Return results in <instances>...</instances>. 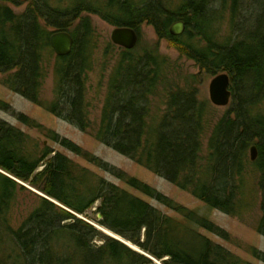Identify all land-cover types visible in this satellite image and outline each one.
Listing matches in <instances>:
<instances>
[{"label": "trees", "instance_id": "1", "mask_svg": "<svg viewBox=\"0 0 264 264\" xmlns=\"http://www.w3.org/2000/svg\"><path fill=\"white\" fill-rule=\"evenodd\" d=\"M178 3L0 0V82L211 210L243 221L258 208L256 230L264 237V0H253V14L244 26L236 19L248 0ZM24 5L20 13L13 9ZM91 16L112 28H131L139 36L143 25L150 26L207 75L228 73L235 96L232 110L214 120L196 89L164 86L167 62L154 51L123 50L114 58L111 42L99 48ZM226 19L229 36L222 35L220 22ZM177 22L186 25L184 37L170 34ZM56 32L74 37L70 56H55L50 38ZM53 59L54 97L46 103L42 91ZM95 68H101L106 91L92 106L88 83ZM159 97L163 107L154 106ZM0 111L178 215H164L0 119V264H252L203 235L201 231L229 241L225 231L196 210L16 115L2 101ZM253 146L258 150L255 162L248 157ZM20 183L44 197L36 195L38 206L15 226L18 196L30 192ZM95 208L102 220L89 218ZM250 252L264 263V254Z\"/></svg>", "mask_w": 264, "mask_h": 264}, {"label": "rangeland", "instance_id": "2", "mask_svg": "<svg viewBox=\"0 0 264 264\" xmlns=\"http://www.w3.org/2000/svg\"><path fill=\"white\" fill-rule=\"evenodd\" d=\"M176 1L179 2L178 4L181 3V0H176ZM248 2L249 3H247L246 5L240 8L242 10L238 12L239 14L236 19V24L238 23L244 26L245 25L244 22L246 20L248 21L249 18L251 19V16L253 14L252 8H254L253 0H248ZM25 7L26 5L20 8L13 7V9L15 12L20 13L25 9ZM261 11H262V7L260 6L258 11V16H260ZM91 19L97 33V41L99 42V48L104 49L105 44L108 43V41L111 42V33L114 28L106 25L96 16H91ZM220 23L222 26V35L229 36L230 32L232 31L230 30V25L228 20L227 19L223 20ZM243 34L244 33H241L240 36ZM184 36L185 35H183V37ZM233 37L237 38L238 36L236 37V34H233ZM134 50L136 53H140V54L144 53L145 51H149V52L154 51L159 55H161L163 58H165L167 62L166 66L168 68L166 70L168 82L165 83L164 86L168 87V85H170L172 87H175L176 85L181 88L191 87L193 89H196L199 100L209 103L211 107L210 117L212 119L215 120L221 118L227 112L232 110L234 104L233 101H231V104L225 108L215 107L211 103L209 97V86L214 77L209 76L205 72H203L195 62L187 59L186 57H183L172 43H170L167 40L159 39L152 27L147 25L142 26L139 36V42ZM122 52H123L122 49L116 47L115 50H113L112 55L114 56V58H116L117 55H120ZM53 66H54V59L49 64V68L47 69V77L42 91V101L46 103L52 102L54 97L53 91H54L55 79H54ZM97 67H100V65H98ZM95 70L96 71L90 75L89 83H88L87 99L92 103V106L95 105L97 106L99 98L102 99L106 91L105 88L106 79L104 80V82H102V78L100 76L101 68L100 69L95 68ZM1 79L2 77H0V80ZM164 86L160 88L161 92L163 91ZM234 97L235 96L233 95V99ZM0 101L8 104L16 115H23L27 117L29 120L39 124L45 131H50L58 134L61 138L67 139L72 143H74L75 145H77L78 147H80L83 150V152L102 159L103 161L113 166L117 170L125 173L128 177L139 180L140 182L148 185L152 189L158 191L159 193L169 198L170 200L176 202L177 204L185 208H188L190 210H196L201 215L209 218V220H211L216 226L220 227L223 231H225L228 234L229 241H225L208 232L201 231L203 235H205L214 243L226 248L234 255L242 258L245 261H248L252 264H264L263 262L254 258L250 252V250H256L258 253L264 254V237L259 235L256 230L257 223L260 219V212L258 208H256L250 215H248L247 218L243 219V221L238 218L225 215L219 211L211 210L202 202L195 199L189 193L181 191L176 186L156 176L155 174L151 173L145 168L137 165L135 162L106 148L105 146L97 142L91 135L82 133L81 131L71 126L70 124L53 116L42 107L27 101L20 95L15 94L14 92L4 87L1 84V82H0ZM154 104L155 107L157 106L163 107L162 100H160V97L155 100ZM0 119L10 123L17 129H20L25 134L36 140L41 146L48 147L52 151L63 154L71 161H73L75 164L90 170L96 175L108 180L109 182L117 185L118 187L125 189L130 193H132L133 195L141 198L145 202L149 203L151 206L157 208L164 215L173 218H178V215L173 211L169 210L166 207L161 206L156 201L139 193L138 191L129 188L125 183L119 181L117 178L89 164L86 160L71 153L67 149L61 147L59 144H56L51 140L47 139L46 134L42 133V131L24 125L23 123L19 122L17 118H15L14 116L1 111H0ZM91 119H95V116H92ZM207 148H208L207 141H205L204 144L205 152H207ZM248 157L249 160H251V150L248 153ZM26 188L29 190L31 189L28 186H26ZM31 190L30 192L21 193L18 196V201L15 206V210L13 212L14 214L13 219L15 226L20 225L23 219L38 206L39 201L38 198H36V195L38 194L34 193ZM95 211L96 208L93 209L91 212H89L88 214L89 218L94 219V217H96L98 219V216L94 214ZM82 219L87 220L98 229H102L96 224V222L93 221V219L89 220L84 217H82ZM110 234L114 235L112 233ZM117 238L122 240L119 237Z\"/></svg>", "mask_w": 264, "mask_h": 264}, {"label": "water", "instance_id": "3", "mask_svg": "<svg viewBox=\"0 0 264 264\" xmlns=\"http://www.w3.org/2000/svg\"><path fill=\"white\" fill-rule=\"evenodd\" d=\"M185 31H186V25L184 22H178L174 24L170 29V33L174 37H181L182 35H184ZM111 42L114 46L122 50L132 51L138 45L139 35L135 30L131 28H114L111 33ZM74 45H75L74 37L67 32L53 33L50 38V46L55 56L58 58H64L70 56L73 52ZM209 97L211 103L215 107L225 108L231 104L233 94L231 91V77L228 73L223 72L213 78L209 86ZM257 158H258V150L256 146H253L251 148V161L255 162ZM31 191L38 194L39 196L44 197L35 190H31ZM98 219L102 220V216L98 215ZM100 230L103 231L105 234L109 235L110 237H113L114 239H117L122 243H124L125 245H127L128 247L134 249L132 245L123 242L122 240L116 238L114 235H111L110 233L108 234L106 230L104 229H100ZM134 250L138 251V249L136 248Z\"/></svg>", "mask_w": 264, "mask_h": 264}, {"label": "bare ground", "instance_id": "4", "mask_svg": "<svg viewBox=\"0 0 264 264\" xmlns=\"http://www.w3.org/2000/svg\"><path fill=\"white\" fill-rule=\"evenodd\" d=\"M171 34V33H170ZM183 36V35H182ZM174 37V36H173ZM109 234V233H108ZM117 238V237H116Z\"/></svg>", "mask_w": 264, "mask_h": 264}]
</instances>
